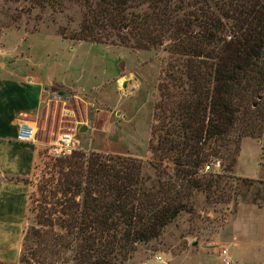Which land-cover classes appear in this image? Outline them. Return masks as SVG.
I'll list each match as a JSON object with an SVG mask.
<instances>
[{
  "label": "trees",
  "instance_id": "16d2710c",
  "mask_svg": "<svg viewBox=\"0 0 264 264\" xmlns=\"http://www.w3.org/2000/svg\"><path fill=\"white\" fill-rule=\"evenodd\" d=\"M11 1L22 3L12 22L37 10L29 33L45 10L54 21L72 3L80 19L75 29L56 26L62 39L167 55L147 161L81 150L51 158L27 197L17 264H126L137 245L193 212L194 194L226 203L233 182L251 181L226 173L241 138L262 132L264 0ZM212 160L226 172L204 171Z\"/></svg>",
  "mask_w": 264,
  "mask_h": 264
},
{
  "label": "rangeland",
  "instance_id": "374dc122",
  "mask_svg": "<svg viewBox=\"0 0 264 264\" xmlns=\"http://www.w3.org/2000/svg\"><path fill=\"white\" fill-rule=\"evenodd\" d=\"M21 7L22 3L0 0V54H3L0 56L7 62L15 55L20 66L27 64L43 77L49 76L73 89L53 85L54 91H47L45 116L29 120L39 147L34 170L27 179L28 194L36 196L37 182L45 164L51 160L48 144L62 132L73 134L75 150L129 156L145 163L149 158L152 104L166 52L161 48L132 50L120 45L62 39L55 34L56 26L75 29L80 19V10L72 3H68L62 14H53L54 21H51L50 10H45L41 13L42 20L37 22L39 32L29 33L26 30L34 23L37 10L29 15L21 13L15 22L9 19L22 12ZM81 126H85L84 131H79ZM239 147L235 164L231 172L226 173L231 177L226 179L251 181L243 185L233 182L235 196L226 203H207L202 193L194 194L193 212L181 214L158 238L137 245L126 264H221L217 252L222 246L231 252L234 240L246 239V232L261 234V239L264 120L259 138L244 136ZM220 164L219 161V167L211 172L225 173L224 164ZM238 203H244L239 210ZM250 203L262 207L254 209L256 220L249 216L252 211L246 204ZM16 223L7 222L0 227V247L5 251L1 253L8 258L15 255ZM212 249L216 251L213 253ZM17 263L16 260L14 264Z\"/></svg>",
  "mask_w": 264,
  "mask_h": 264
},
{
  "label": "crops",
  "instance_id": "0c3cea01",
  "mask_svg": "<svg viewBox=\"0 0 264 264\" xmlns=\"http://www.w3.org/2000/svg\"><path fill=\"white\" fill-rule=\"evenodd\" d=\"M13 56L7 62L3 60L4 56H0V227L7 225V222L17 221L18 236L12 258L3 255L1 251L4 250L0 247V264H14L18 258L29 191L28 183L22 180H27L32 175L39 147L35 138L33 141L17 138L20 125L45 116L48 101L46 88L58 85L64 89H72L49 76L43 77L27 64L20 66V60ZM72 95L75 96L74 93ZM243 205L244 203H238L237 210ZM246 205L251 207L252 214L249 213V216L256 220L254 209L262 207L252 203ZM259 230L263 234L261 239V234L254 235L252 232L249 235L246 232V239L234 240L233 250L227 252L230 264H264V223ZM221 248L227 251L225 246ZM214 251L216 249L211 250L213 253Z\"/></svg>",
  "mask_w": 264,
  "mask_h": 264
},
{
  "label": "built area",
  "instance_id": "2783aa9c",
  "mask_svg": "<svg viewBox=\"0 0 264 264\" xmlns=\"http://www.w3.org/2000/svg\"><path fill=\"white\" fill-rule=\"evenodd\" d=\"M17 138L22 141H33L35 138L34 126L29 124H21ZM75 150V140L72 133L62 132L59 133L56 138L51 140L48 144V154L51 158H58L68 156ZM219 167V161L215 160L210 164H206L203 167L204 171H212L214 168ZM218 257L221 264H230V259L225 249L218 251ZM157 259L159 257H156Z\"/></svg>",
  "mask_w": 264,
  "mask_h": 264
},
{
  "label": "water",
  "instance_id": "95a60500",
  "mask_svg": "<svg viewBox=\"0 0 264 264\" xmlns=\"http://www.w3.org/2000/svg\"><path fill=\"white\" fill-rule=\"evenodd\" d=\"M120 67H121V65H120ZM54 87L53 86H51V87H48V88H46L45 90L46 91H48V90H50V91H54ZM59 94L60 95H62V93L61 92H59ZM85 130V126H81L80 128H79V131H84Z\"/></svg>",
  "mask_w": 264,
  "mask_h": 264
}]
</instances>
